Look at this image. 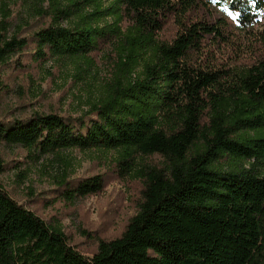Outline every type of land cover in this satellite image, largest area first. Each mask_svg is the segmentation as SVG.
Instances as JSON below:
<instances>
[{"label": "trees", "instance_id": "obj_1", "mask_svg": "<svg viewBox=\"0 0 264 264\" xmlns=\"http://www.w3.org/2000/svg\"><path fill=\"white\" fill-rule=\"evenodd\" d=\"M213 2L116 0L111 25L49 26L30 43L0 33V65L30 44L37 62L121 47L122 81L116 75L86 117L0 121V143L109 155L121 176L142 166L143 183L136 215L91 256L0 188V264H264V55L221 57L233 40L217 15L225 5L244 32L260 23L264 47V0ZM169 23L173 36L162 37ZM102 186L99 176L59 184L66 202Z\"/></svg>", "mask_w": 264, "mask_h": 264}, {"label": "rangeland", "instance_id": "obj_2", "mask_svg": "<svg viewBox=\"0 0 264 264\" xmlns=\"http://www.w3.org/2000/svg\"><path fill=\"white\" fill-rule=\"evenodd\" d=\"M214 0L213 4H220ZM212 4V5H213ZM116 0H0V31L6 39L31 42L34 34L49 26L72 28L100 18L95 25L114 22L109 15ZM223 8V9H222ZM217 15L231 25L232 49L221 57L255 58L264 47L255 44L260 23L241 31L226 6ZM128 21L119 24L121 32ZM170 23L162 37L173 36ZM118 44L102 45L82 58H33L32 44L8 57L0 65V121H27L36 114H56L65 118L86 117L94 103L119 74L122 81L125 54ZM140 66L135 69L138 74ZM109 155L78 150L41 155L18 145L0 143V188L16 203L33 212L47 225L58 227L67 242L85 256H91L99 241H111L122 234L138 212L143 183L137 177L142 166L121 176ZM158 163L157 158L144 159ZM144 167V166H143ZM101 177L102 190L96 195L61 197V181L78 182Z\"/></svg>", "mask_w": 264, "mask_h": 264}]
</instances>
